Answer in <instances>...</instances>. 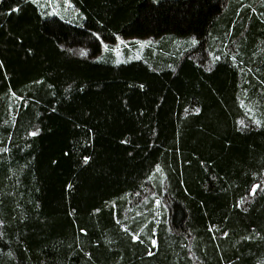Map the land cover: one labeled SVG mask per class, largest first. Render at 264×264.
<instances>
[{"label":"trees","instance_id":"1","mask_svg":"<svg viewBox=\"0 0 264 264\" xmlns=\"http://www.w3.org/2000/svg\"><path fill=\"white\" fill-rule=\"evenodd\" d=\"M51 1L0 0V264H264V0Z\"/></svg>","mask_w":264,"mask_h":264},{"label":"rangeland","instance_id":"2","mask_svg":"<svg viewBox=\"0 0 264 264\" xmlns=\"http://www.w3.org/2000/svg\"><path fill=\"white\" fill-rule=\"evenodd\" d=\"M47 4L49 5V7H52L53 6V2L51 1V0H47ZM126 41L125 40H118V41H116L115 42V45L116 46H121L122 44H124ZM148 44V41H139L138 42V46H140V47H142V44ZM126 45V44H125ZM126 48H130L131 49V46H130V44H128V45H126L125 46ZM140 54H141V49L140 48H138V50H132L131 49V51H130V53H129V55L130 56H132V57H136V56H140ZM121 58V57H120Z\"/></svg>","mask_w":264,"mask_h":264}]
</instances>
